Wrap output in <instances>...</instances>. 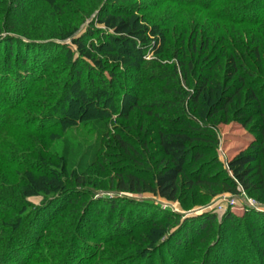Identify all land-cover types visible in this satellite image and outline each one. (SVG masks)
<instances>
[{
    "label": "rangeland",
    "instance_id": "1",
    "mask_svg": "<svg viewBox=\"0 0 264 264\" xmlns=\"http://www.w3.org/2000/svg\"><path fill=\"white\" fill-rule=\"evenodd\" d=\"M71 1L79 12L68 11V5L61 7L59 0H41V9L28 16L41 15V36L24 40L21 35L10 33L9 37L21 40L20 44L13 43L12 52L7 35H0V150H4L7 159L13 160L16 166L23 164L35 172L26 173L25 167L8 169L0 162V199L14 202L19 208L18 213L0 216V227L17 218L21 223L20 216L40 217L28 239L33 247L23 248L24 251L17 249L10 264H247L249 254L260 253L255 244L262 240L264 245V238L260 236L264 230V189L251 194L240 186L234 193L221 179L188 186L182 177L177 202L165 201L151 193L118 191L117 173L136 171L132 153L108 145L115 127L125 126L118 115L128 113L127 123L134 137L143 136V132H138L141 127L151 132L164 123H154L153 118L140 114L136 107L129 111L126 100L132 102V94L127 99L123 96L113 98L110 105L115 112L101 113L103 123L97 122L98 117L92 118V114L99 117L101 114L92 113L83 102L97 98L103 105L104 85L98 78L94 79L93 84L101 93L94 97L85 87V82L93 80L86 68L84 85H76L79 64L76 67L75 62L80 54L73 38L86 39L88 43L94 40L97 47L104 45L101 48L104 50L128 49L136 55L134 60H128L130 67H127L122 63L127 59L121 56L114 60V57L96 52V58L106 67L107 79L111 78L112 70L123 75L135 65L150 70L145 71V75L154 71L161 75L154 64L163 62L170 66L178 62L174 57L166 58L164 50L170 43L180 45L184 42L191 47L189 45L195 41L198 50L203 43H208L206 56L214 52L213 57H218L225 49L228 56L235 51L239 58L246 63L249 61L247 65L256 74L253 82L259 81L257 85H261L260 80H264V20L259 25L233 23L218 19L215 12L252 0H220L212 10L197 4L182 5L174 0H70V4ZM28 9L25 4L21 11L10 16L11 19L17 20V24L21 21L26 24L30 18L23 16ZM117 10H124L141 31L130 43L114 41L113 44L107 36H115V32L98 22L105 14ZM261 11L258 8L254 12L260 14ZM31 23L38 25L34 21ZM90 31L92 35L89 36ZM71 34L74 37H69ZM202 61L197 64L199 69ZM87 62L95 65L91 60ZM178 83L185 91L193 89L180 74ZM118 84L131 93L127 80L120 78ZM108 86L110 90L113 88ZM139 88H142L141 105L151 98L148 91L159 87L158 83L144 82ZM214 88L215 84L210 83L202 96L206 106L216 95ZM68 94L71 99L65 101ZM61 105L64 107L54 116L55 121H59L61 115L70 118L72 111L86 115L82 120L77 115L64 129L48 126V131L39 132L41 116ZM221 114L214 129L219 139V158L227 167L230 160L248 150L254 138L239 122H223ZM168 116L172 114L164 117ZM75 121L78 123L74 124ZM104 124L109 126L108 138H104ZM121 131L123 135L127 133L122 128ZM156 143L153 132L148 138L153 153L157 152ZM200 162L189 168L188 174L198 169ZM50 165L59 170L60 181L49 174ZM262 169L264 171V160ZM211 174L213 172L205 171L201 176L206 179ZM253 180L257 182V178ZM55 187H60L59 193H47ZM112 202L115 210L110 205ZM45 203L49 206L44 208ZM5 206L0 203V210L5 211ZM249 209L257 212L255 224L238 222ZM228 213L236 216V225L235 221L224 223ZM120 216L127 220L118 228L116 222ZM206 216H216V219L205 236V232L196 228ZM193 220L196 221L192 223ZM75 222L77 228L73 234L65 233ZM253 226L257 232L256 242L255 238H250ZM185 227L189 229L187 235ZM61 235L65 240L60 241Z\"/></svg>",
    "mask_w": 264,
    "mask_h": 264
},
{
    "label": "trees",
    "instance_id": "2",
    "mask_svg": "<svg viewBox=\"0 0 264 264\" xmlns=\"http://www.w3.org/2000/svg\"><path fill=\"white\" fill-rule=\"evenodd\" d=\"M59 1V4H62L61 7L68 5V11L74 10L75 12H79L78 7L74 6L72 1L71 4L70 0H66L68 4H63L65 0ZM174 1L182 5L197 4L203 6L205 9L209 8L212 10L213 6H216V3L220 0ZM25 4L30 10L24 11L26 13L23 18L27 17L30 19L27 22L25 21L26 24H23V21L17 24V20L11 19L10 16L21 11V8ZM258 8L262 10L260 14L254 12ZM39 9H41V0H0V35L6 34L7 39L9 38L10 52H12L13 43H21L19 37H9L10 33L21 35L24 40H30V37L41 36V15L28 17L32 11ZM123 11L117 10L107 13L98 20L108 30L115 32V36H107L113 44L116 43L114 41L130 43L134 37H138L141 34L140 29L130 19V16L124 14ZM215 12L220 20L259 25V22L264 20V0H252L241 5L219 8ZM32 21L37 22L38 25H34L31 23ZM88 35H92V31ZM69 37L74 36L71 34ZM65 38L66 36H64ZM73 41L80 54V57L75 62V66L79 64L75 75L76 85H79V87L84 85L83 79L85 78L84 71L86 68L87 75L92 76L93 80L89 79V82H85V87L91 91L94 97L101 93L104 96L106 95L103 105H101L102 102L100 103L95 98L93 101H84V107L90 108L92 113L109 114L115 112V108L110 105L113 98L123 96L127 99L132 94L134 100L130 103L126 100L129 111L136 107L140 114L153 118L154 123L158 121L164 123L157 126L151 132L141 127L138 132H143V136L134 137L130 134L132 127L127 123L128 113L118 115L125 122V126L120 125L119 127L118 125L115 127L116 131L111 136L112 142L110 139L112 144L108 142V145H115L114 147L117 150H122L127 154L132 153L136 164L135 172L129 170L117 173L116 187L118 191L132 194L151 193L165 201L177 202L182 177L185 178L184 180L188 186L209 182L213 178L221 179L222 183L226 184L230 188V191L234 193L239 191L238 188L240 186L251 194L264 189V171L262 169V162L264 160V80H260L261 85H257L260 83L259 81L253 82L254 75L256 74L247 65L249 61L246 63L244 59L239 58L240 55L234 53L235 51H231L226 56L225 52L227 49L221 52L218 57H213L214 52L210 53V56H206L205 52L208 49L207 42L201 45L200 50L196 48L195 41L189 45L191 47H187L184 42H181L180 45H174L171 42V45L164 50V53L167 54L166 58L174 57L178 62L170 66L163 64V62L154 64V69L159 70L157 73L162 72L161 75H156L155 71L150 75H145V71L148 73L150 70H146L142 65H135L131 70L129 68L127 71L125 70L126 72L123 75L117 70H112L111 78L107 79L104 72L106 67L101 59L96 58V52L103 56H110V58L114 57V60H117L116 58L121 56L127 59V62H122L127 67H130L128 60H134L136 55L124 48L109 50L105 45L108 49H101L104 45L97 47L94 40L88 43L86 39L77 37L73 38ZM187 55H190V57H187ZM88 60L93 61L95 65L91 66L87 62ZM201 61L203 65L199 69L197 64L201 63ZM179 74L186 81L187 85H192V90L185 91L181 88L178 83ZM250 76L253 78L246 80ZM95 78H98L100 83L104 85L101 93L93 84ZM120 78H123L125 81L127 80L128 86L132 88L131 93L130 90H124L123 86L118 84ZM144 82L158 83L159 88L150 89L148 92L151 94V98L140 105L142 88H139V86ZM210 83L215 84L216 95H214L211 104L206 106L202 96L207 91ZM108 84L113 86L111 90ZM160 90L163 94H161ZM70 99L71 96L68 94L64 100L68 101ZM63 107L64 105H61L58 109H54L41 116V130L39 132L48 131L49 127L55 130L56 128L61 129L66 127L69 121H74L76 119L74 117L77 115L81 116L80 120L86 115L84 112L72 111L70 118H65V116L61 115L59 121H55L54 116ZM167 113H171L172 116L164 117ZM219 113H222L220 118L223 117V122H239L243 127L248 129L249 134L254 138L248 150L243 151L230 160L227 167L220 160L217 151L219 139L214 126L217 124L216 120ZM92 115H90L92 118H100L97 122L103 123L102 119L104 117L102 114L101 117L95 114ZM80 120L78 121L80 122ZM77 123L75 121L74 124ZM108 128V124L103 125V130L105 131L104 138L110 136ZM121 128L127 133L123 135ZM153 132L156 133L157 143L154 146L157 149L156 153L152 152L148 144V138ZM199 161L201 162L198 169L188 174V169L196 167ZM0 162L7 166L8 169L12 167L17 169L25 167L24 171L26 173H35L33 170H29V166H23L19 162L21 166H16L17 164L13 160L7 159V154L4 150H0ZM22 163H24L23 160ZM251 164L253 165L251 166ZM205 171L213 172V174L208 176L209 179L201 176ZM48 172L50 175L56 176L57 180H61L58 177L60 174L59 170L53 165L49 166ZM254 178H257V182H254ZM80 183L81 181L79 180V185ZM59 189L60 187H55L47 191V193L56 194L59 193ZM0 203L6 205L3 208L7 207L5 211L4 209L0 210V216L9 215L12 212L18 213L19 211L14 202L0 199ZM110 205L112 210H115L114 207L116 205L113 202ZM46 206H49V204L45 203L43 207L45 208ZM255 214L257 212L249 209L244 217L238 219V222L254 225L255 221L253 220H256ZM30 216L24 218L20 216L21 223L17 221V218L13 223H9V225L5 223L3 227H0V264H10L12 256L17 253V249L24 251V249L30 250L33 247L34 244L32 245L28 239L34 226L40 221V217L36 216L31 219ZM204 219L203 222L200 221V225L196 229L200 228V232H205L204 235L206 236L216 216H206ZM235 219L236 216L234 214L228 213L225 216L224 223L229 222L232 224ZM125 220L127 219L120 216L119 222H116L117 227L123 225ZM194 221L196 220H193L192 223ZM186 222L189 224L190 220ZM234 224L236 225L237 222ZM75 228H77V222L71 223L65 233L72 235ZM185 231V235H187V231H189L188 227H185ZM261 231L260 236L264 238V230ZM256 233L253 226L250 238H255V242L256 240L258 241ZM205 236H203V239ZM64 238H60V241L65 240ZM177 241L180 242L179 239ZM255 245V248L258 251L260 250V253L256 255L249 254L246 262H248L247 264H264V245L262 240H259ZM24 262L26 263V260Z\"/></svg>",
    "mask_w": 264,
    "mask_h": 264
}]
</instances>
